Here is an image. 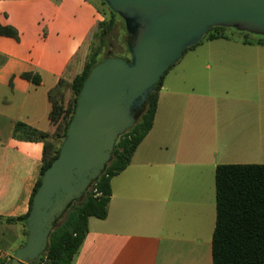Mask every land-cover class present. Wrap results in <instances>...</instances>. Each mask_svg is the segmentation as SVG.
<instances>
[{
  "label": "crops",
  "instance_id": "crops-1",
  "mask_svg": "<svg viewBox=\"0 0 264 264\" xmlns=\"http://www.w3.org/2000/svg\"><path fill=\"white\" fill-rule=\"evenodd\" d=\"M104 21L92 0H1L0 258L25 242L21 222L44 164V144L14 136L18 123L53 133L49 94ZM205 41L166 75L154 125L111 181L108 216L89 219L73 264H214L216 170L264 165V45ZM32 73L36 83L24 77Z\"/></svg>",
  "mask_w": 264,
  "mask_h": 264
},
{
  "label": "water",
  "instance_id": "water-1",
  "mask_svg": "<svg viewBox=\"0 0 264 264\" xmlns=\"http://www.w3.org/2000/svg\"><path fill=\"white\" fill-rule=\"evenodd\" d=\"M125 22L130 61L108 58L85 81L59 157L45 172L11 264L38 260L56 221L104 172L159 80L215 27L264 36V0H104Z\"/></svg>",
  "mask_w": 264,
  "mask_h": 264
},
{
  "label": "trees",
  "instance_id": "trees-1",
  "mask_svg": "<svg viewBox=\"0 0 264 264\" xmlns=\"http://www.w3.org/2000/svg\"><path fill=\"white\" fill-rule=\"evenodd\" d=\"M52 1L59 4L61 0ZM92 1L103 15L104 21L91 31L84 45L66 68L58 86L49 94L52 103L50 120L56 129L53 133L42 132L24 123H18L15 127L14 136L16 138L44 144V164L40 179L34 189L30 210L25 216L7 220V222L23 223L26 236L23 245L29 234L27 218L32 209L34 196L42 185L45 172L61 153L62 145L77 110L80 93L91 70L112 57L130 61L128 47L129 56L123 55L109 40L115 29L117 18H122L104 0ZM227 29L229 28L211 29L200 43L187 49L184 55L205 41L227 38L225 34ZM0 36L20 40V33L15 27L1 23ZM255 43L264 45V36L257 37ZM86 47H88V52L79 58ZM179 62L170 67L159 80L143 107L136 111L135 125L119 136L111 161L104 172L91 184L85 195L73 202L56 221L49 237L47 251L38 260L28 264H73L89 232V219L95 217L103 220L108 216V206L112 197L111 181L130 165L137 148L153 128L158 109L159 92L164 79ZM83 63L85 64L81 68ZM24 77L36 83L39 82V79L32 73H26ZM216 193L214 264H264V165L218 166Z\"/></svg>",
  "mask_w": 264,
  "mask_h": 264
},
{
  "label": "rangeland",
  "instance_id": "rangeland-1",
  "mask_svg": "<svg viewBox=\"0 0 264 264\" xmlns=\"http://www.w3.org/2000/svg\"><path fill=\"white\" fill-rule=\"evenodd\" d=\"M225 34H230V36L232 34L235 36L237 40L241 38V39H247L249 41H252V40H257V37H259V36H255L251 34H245V33L238 32L233 28L227 29ZM127 39H128V34H127L124 21L120 18H117L115 29L111 33L109 40L111 43H114L116 48H118V51H120L123 55L129 56V54L127 53V47H128ZM87 52H88V47H86L83 50L79 58H81ZM84 64L85 63L81 64V68L84 66Z\"/></svg>",
  "mask_w": 264,
  "mask_h": 264
},
{
  "label": "built area",
  "instance_id": "built-area-1",
  "mask_svg": "<svg viewBox=\"0 0 264 264\" xmlns=\"http://www.w3.org/2000/svg\"><path fill=\"white\" fill-rule=\"evenodd\" d=\"M0 264H3V261H2V259L0 258Z\"/></svg>",
  "mask_w": 264,
  "mask_h": 264
}]
</instances>
